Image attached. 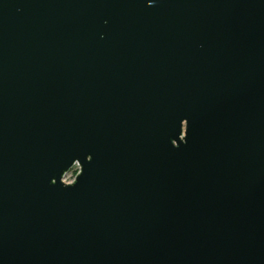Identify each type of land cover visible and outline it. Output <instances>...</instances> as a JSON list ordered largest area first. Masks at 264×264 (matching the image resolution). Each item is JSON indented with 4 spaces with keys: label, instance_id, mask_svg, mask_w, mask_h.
Listing matches in <instances>:
<instances>
[{
    "label": "water",
    "instance_id": "water-1",
    "mask_svg": "<svg viewBox=\"0 0 264 264\" xmlns=\"http://www.w3.org/2000/svg\"><path fill=\"white\" fill-rule=\"evenodd\" d=\"M0 264H264V0H0Z\"/></svg>",
    "mask_w": 264,
    "mask_h": 264
},
{
    "label": "rangeland",
    "instance_id": "rangeland-1",
    "mask_svg": "<svg viewBox=\"0 0 264 264\" xmlns=\"http://www.w3.org/2000/svg\"><path fill=\"white\" fill-rule=\"evenodd\" d=\"M78 168L71 169L67 175L64 177V182L65 183H71L74 181L77 173H78Z\"/></svg>",
    "mask_w": 264,
    "mask_h": 264
},
{
    "label": "built area",
    "instance_id": "built-area-1",
    "mask_svg": "<svg viewBox=\"0 0 264 264\" xmlns=\"http://www.w3.org/2000/svg\"><path fill=\"white\" fill-rule=\"evenodd\" d=\"M74 168H78L79 169V166L78 165H75L72 169H74ZM78 172H79V170H78Z\"/></svg>",
    "mask_w": 264,
    "mask_h": 264
},
{
    "label": "snow or ice",
    "instance_id": "snow-or-ice-1",
    "mask_svg": "<svg viewBox=\"0 0 264 264\" xmlns=\"http://www.w3.org/2000/svg\"><path fill=\"white\" fill-rule=\"evenodd\" d=\"M185 122H187V121H185ZM88 158H89V159H92V156H89Z\"/></svg>",
    "mask_w": 264,
    "mask_h": 264
}]
</instances>
